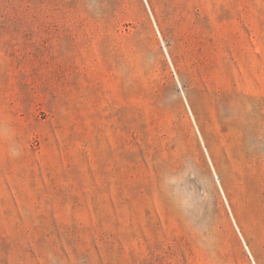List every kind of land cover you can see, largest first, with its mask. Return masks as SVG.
<instances>
[{
	"label": "rangeland",
	"instance_id": "rangeland-1",
	"mask_svg": "<svg viewBox=\"0 0 264 264\" xmlns=\"http://www.w3.org/2000/svg\"><path fill=\"white\" fill-rule=\"evenodd\" d=\"M0 264H264V0H0Z\"/></svg>",
	"mask_w": 264,
	"mask_h": 264
},
{
	"label": "trees",
	"instance_id": "trees-1",
	"mask_svg": "<svg viewBox=\"0 0 264 264\" xmlns=\"http://www.w3.org/2000/svg\"><path fill=\"white\" fill-rule=\"evenodd\" d=\"M227 16H228V18L230 17V13H229V11L227 12Z\"/></svg>",
	"mask_w": 264,
	"mask_h": 264
}]
</instances>
